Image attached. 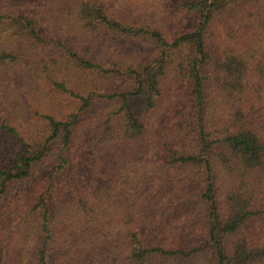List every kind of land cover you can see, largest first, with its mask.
<instances>
[{
  "label": "trees",
  "instance_id": "16d2710c",
  "mask_svg": "<svg viewBox=\"0 0 264 264\" xmlns=\"http://www.w3.org/2000/svg\"><path fill=\"white\" fill-rule=\"evenodd\" d=\"M129 1L0 0V264H264V0Z\"/></svg>",
  "mask_w": 264,
  "mask_h": 264
},
{
  "label": "rangeland",
  "instance_id": "374dc122",
  "mask_svg": "<svg viewBox=\"0 0 264 264\" xmlns=\"http://www.w3.org/2000/svg\"><path fill=\"white\" fill-rule=\"evenodd\" d=\"M109 3H110V5L112 6V7H115V8H121V7H125V6H129V3H131L129 0H109ZM11 93V92H10ZM10 93H8V91L7 90H3V92H2V95H7V96H9L10 95ZM3 99V98H2ZM11 99H13V98H11ZM28 102H32V99L31 98H29V96L26 98V99H24L21 103H20V105H22V104H24V103H28ZM39 101H33V108H35V107H38V103ZM7 106H9V105H2L1 104V109H3V110H1L0 109V111H3V112H6V113H8V111H4V109H6V107ZM15 114H17L16 112H15Z\"/></svg>",
  "mask_w": 264,
  "mask_h": 264
}]
</instances>
